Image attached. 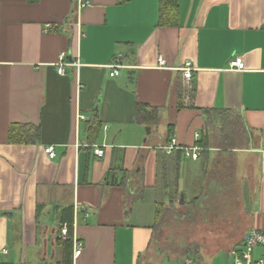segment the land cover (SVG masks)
<instances>
[{
    "label": "crops",
    "instance_id": "obj_1",
    "mask_svg": "<svg viewBox=\"0 0 264 264\" xmlns=\"http://www.w3.org/2000/svg\"><path fill=\"white\" fill-rule=\"evenodd\" d=\"M158 2L0 0V264H211L155 245L156 206L189 204L222 161L234 175L210 188L245 181L253 201L229 251L264 229V0H177L170 26ZM235 57L243 69L228 67ZM70 222L82 247L67 259Z\"/></svg>",
    "mask_w": 264,
    "mask_h": 264
},
{
    "label": "rangeland",
    "instance_id": "obj_2",
    "mask_svg": "<svg viewBox=\"0 0 264 264\" xmlns=\"http://www.w3.org/2000/svg\"><path fill=\"white\" fill-rule=\"evenodd\" d=\"M217 153L222 159L229 154L225 150ZM230 154L231 157L237 155ZM239 159L237 161H243V157ZM223 162L209 168L201 188L189 191V204H179L180 198L177 197L175 202L169 203V198L165 200V196H161L160 200L164 202L158 212L161 230L156 246L166 248L165 250L174 255L203 257L201 261L207 260L211 264H235L236 255L229 250L240 241L242 234L247 233L242 210L248 212L253 201L245 181L237 191L235 188H210L214 178L220 177L222 180L225 176H230L228 180L232 179L235 171L233 172L234 167L229 164L231 161L228 162V167L222 166ZM194 196L197 198H193ZM236 246L245 251L242 244ZM258 250L254 249V252L257 253ZM212 253H216L214 259L210 255Z\"/></svg>",
    "mask_w": 264,
    "mask_h": 264
},
{
    "label": "built area",
    "instance_id": "obj_3",
    "mask_svg": "<svg viewBox=\"0 0 264 264\" xmlns=\"http://www.w3.org/2000/svg\"><path fill=\"white\" fill-rule=\"evenodd\" d=\"M160 64H163V60L160 59ZM64 65V54L61 53L59 56L58 63V72L63 73ZM72 65H78L77 62L72 63ZM109 67L111 71L109 73L110 76H117L119 74V69L121 67L118 61L110 64ZM228 67L233 70H241L244 68L243 61L240 57H235L229 60ZM192 66L190 62H186L182 67V75L183 79L186 83H189L191 74H192ZM168 152L173 151L176 148L175 139L171 138L168 145L165 147ZM185 154L192 159H197L199 156L200 148L192 147V148H183ZM46 153H48L49 157H54V151L52 147L45 148ZM94 153L98 156L103 155V150L100 147L94 148ZM73 244V254L74 256L79 255L82 247V243L79 239L73 236L72 238ZM243 246L245 247V251H241L240 254L235 256V264H264V229L263 230H255L252 229L246 235L243 240ZM254 249H259V255H255Z\"/></svg>",
    "mask_w": 264,
    "mask_h": 264
},
{
    "label": "trees",
    "instance_id": "obj_4",
    "mask_svg": "<svg viewBox=\"0 0 264 264\" xmlns=\"http://www.w3.org/2000/svg\"><path fill=\"white\" fill-rule=\"evenodd\" d=\"M126 0H119V2H124ZM177 0H159L158 2V21L157 24L158 26H170V25H175L176 24V14H177ZM147 109L143 106H138L137 108V115H145L147 113ZM30 129L31 127L22 126ZM17 128L15 126H12L10 129V136L13 134L14 129ZM33 137H9L11 142H24V141H29ZM198 146L201 147V151L204 152L206 150V143L205 140L203 139L202 141H198ZM201 152V154H202ZM183 198L185 199V195L182 194ZM180 196V197H181ZM187 203V202H185ZM163 204V202H159L158 205L156 206V217L158 218V212L160 205ZM67 227V232L64 238L60 237L59 242L62 245L63 252L68 259L69 256H71L72 253V229H71V222L65 224ZM66 259V262L68 260Z\"/></svg>",
    "mask_w": 264,
    "mask_h": 264
},
{
    "label": "water",
    "instance_id": "obj_5",
    "mask_svg": "<svg viewBox=\"0 0 264 264\" xmlns=\"http://www.w3.org/2000/svg\"><path fill=\"white\" fill-rule=\"evenodd\" d=\"M127 75H128V77H129V79L131 80V78H132V77H131L132 72H131V71H128V72H127ZM146 131H147V133H148V132H149V129L146 128ZM179 203H180V204H183V203H184V198H183V196L181 197Z\"/></svg>",
    "mask_w": 264,
    "mask_h": 264
}]
</instances>
